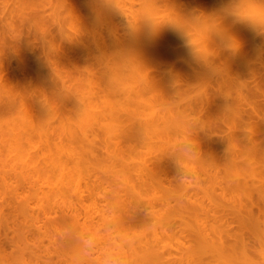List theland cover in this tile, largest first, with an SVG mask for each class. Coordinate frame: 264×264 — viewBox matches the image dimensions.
I'll return each mask as SVG.
<instances>
[{"label": "rangeland", "instance_id": "rangeland-1", "mask_svg": "<svg viewBox=\"0 0 264 264\" xmlns=\"http://www.w3.org/2000/svg\"><path fill=\"white\" fill-rule=\"evenodd\" d=\"M78 1L82 2V3L79 4ZM83 1L84 0H82V1L75 0V2L73 0H64V1L63 0H0V234H1L0 240L3 239L6 235V234L4 235V229H5L4 227H6L5 218H9L10 214H12L13 219H14V223L11 225L14 226L13 227L14 233L19 234L21 231H25V232L28 231L30 233V235H29L30 241L32 240V241L37 242L36 243L37 247L36 246L33 247V250L36 251L35 253H37V255L40 256V258L38 257V259H37L38 261L36 260L37 263L35 261V264H77V263L78 264H85V263L90 264L91 262H92L91 264H121L125 261L124 260L125 258L123 259V257H124V254H122L123 252L118 253V251H117V249L120 251H123V250H121L120 244L118 245L120 236L131 235L132 233H133V235H135L136 233H139V234L145 233L148 236H152V234L156 232L159 235L161 234L163 237L164 236H170V235L172 237V233H174V237H173L174 240H172V239L168 240V242L171 243V249L173 250V251L169 250L170 251L169 254H170L171 260L177 259L178 261L176 262V260H175L176 263H174L173 261H172V263H174V264L180 263L181 264V262L184 260L187 262V264H192L191 261L188 262L185 255L182 256V261H181V257H179L180 254L177 255L179 253V251H177V249H178L177 245L180 242L179 241V235L181 234L183 236V233H180L178 236H176V235L179 233L178 230H180V231L182 230L181 232H184L186 234V235L184 234L185 237H189V236L192 237L193 233H191V232H193L194 231L193 229L196 228V225H195L196 222L193 219L190 220V218H189L190 222L187 223L185 221L184 222L185 225L184 224L181 225L180 226L181 229H180L178 227H179L180 223L182 224V222L178 218L175 219V220H179V221H176L177 224L175 223V225L173 223L174 221L170 222L171 224L173 223L172 225H170L169 223L162 220V222L166 225V227L168 226V229L171 227L170 231H172V233L170 235H167L166 233H169L170 231L168 229H165L166 228L165 226L163 227V225H162L163 223L161 221H158L159 222L158 223L157 221L154 220L156 222L155 226L157 227V229L154 226H151V225L155 224L154 222L151 221V219H152L151 216L153 214H157V215L162 214L164 212V210L166 211V209H164L165 207H163L164 206L163 201H165L166 203L168 202L167 204L169 207L175 206L174 202H175L176 198L174 197V199H173L171 196H169L170 194L165 193L166 192L165 189H166L167 185H168V187H170V186L174 187L175 191H178L179 190L178 188H180V190H182L181 188L182 187L185 188L186 185H188L189 187L191 185L192 187L194 186L196 188V185H194V184H196V182L197 183L199 182L197 184L198 185L197 188L198 187L201 188V191H197V193H198L197 196L200 195L197 198L198 200L196 199L197 200L196 202H198V205L200 204L201 207L203 205L202 208H204V209L206 208V211L209 212L208 209L212 208V206H215L216 201H217V204L219 203L218 199L214 198L216 196L212 190L213 184H212V182H210V180H208V177H207V174L209 173V171L206 174H204V172L202 173L199 170L200 164L198 163V161L196 159H194V157H191V158L186 157L184 154H183V157H181L182 152H181V149L180 150L178 149L180 147V145L178 146V144H179L178 141H180L183 138V135H186L187 140H189L187 144H189L190 147H192L196 144L194 146V148L198 147V146H199L198 148L201 147L202 149L200 148V150H201L200 152H202V154H203L207 150L208 145H206V143L214 144L213 142H215V140H216L214 145H216V147H217L218 156H219V154H220V156H223V154H224L226 156L228 155V157L230 155V157H231L232 155L235 156L236 154L237 155L238 154H240V155L245 154L244 153L245 150L241 151L239 149V147L235 148L234 145L236 143L234 141H232V140L237 141V139L239 137L240 138L238 141H240L242 136H240L238 134H237V137H236V135L231 136L232 132H231V130H229L230 128L228 126H225L222 122L225 119L226 120L229 119V117L224 113V112H226V108H228L229 104H230L229 107H235V105L238 104V103H236L237 97L235 95H238L239 93L242 95H247L248 89H246L245 87L242 88V87H240V85H237L236 83H234V81L231 79V77H232V75H235V71H236L235 67H237V64H239V60L242 59V58L240 59V57H243L244 55L247 56V54H251L250 53V51H251L250 43L252 44V42H254L255 45L256 44L260 45V43H262V42L264 43V34H262V33H264V28H262L261 26H258V25L254 26L253 23H247V24H245L246 27H244L246 31H242L239 33H232L233 35H231V33H229V34H226V36L225 35L222 36V34H221L220 38H219V36L214 37L212 30L214 29L216 24L218 25L220 23L219 20H221V19H219L220 18L219 15L221 16L222 12H224V11L221 12V10L226 9V8L224 9L223 7L227 6V5H225V4H227V2H228V4H229V2H232V3H235V2L233 0H229L225 3L226 0H221L219 3L218 0H202V2H201L202 6L200 4H198L200 6H197L195 1L197 2L198 0H182L184 4H186V2L187 3L189 2L187 6L190 5L189 9H191V11H192V14H191L192 16H190L189 19H187L189 21H186L185 26L182 23L180 24L179 28H181L180 29L181 31L178 30L172 39L173 40L172 41V43H173L172 48L173 49H171L170 54L160 53V55L158 54L159 57H157V56L155 57V59H157V60H153V64L156 61H157L156 65L159 64L155 68L154 72L162 73L164 75H174V77H176V80H178L179 82L177 81L178 83H176V81H175V87L178 88L179 93L173 95L174 97L168 96L166 98V96H165L163 98L162 97L158 98V96H160L159 93L154 92L152 94L151 92H153V91H151L149 94L145 93L146 95L145 94L143 95L144 100H143V97L141 98L143 101L140 100L139 98L134 97L133 101L134 100L136 101V102L134 101V103L138 102V104L133 103L130 109L133 110L134 112H138V111L142 112L141 114L144 116L143 118H149V120H151L153 114H156L158 117L159 115H162L163 113L166 114L167 112L175 110V108L179 109L182 106L181 108L185 107V109L190 110L189 113L191 114V119H193V118L194 119L192 120V122L189 121L185 125L182 124L181 126H183V127H181V129L175 128L177 130H175L173 127L164 128L162 126H158V127H160V128H158L157 126L156 127L151 126V125L146 126V128H143L142 132H140L141 135L139 137H137L133 142H128L126 144L121 145L123 149L118 148L116 145H113L114 146V148L112 147V150H114V151H112L113 161L115 159V163H117L118 165L125 161L124 158L125 159L129 158L132 160L133 158H130V157L137 155L135 151L132 152L133 150H136V148H137L136 151H138L140 154H138L134 158H136V157L138 158L139 155L141 156V158L142 157L143 158L142 159L140 158V160L136 158V160L133 159L134 161H130V163L133 162V164H134V165L130 164L131 167H129L123 163L120 166H118L119 169H118V167L115 169V167L117 165H114V163H113L112 165H114V169L112 171V168H113L112 167L110 172L108 171V169L110 168V166H112L110 164L113 162L112 158L110 160V157L107 156L106 149L104 148V145L102 143L103 142L102 141L103 136H102L101 131H99L100 129H94L93 128L94 129L93 132L95 131L93 133V137H94L93 144H95V145H93L94 146L93 148H95V150L93 151L94 152V154H93L94 158H93V156L90 157L91 156L90 155V156H88V157H90V158H88L89 159L88 161H87V157L85 159L87 161V164L91 162L90 163L91 165L88 164V166H90L89 168H91V167L92 168L85 172V169L86 168L88 169V167L86 165H83V167H82V163L84 161L80 164L82 169L85 168V166H86L85 169H83V170L81 169L82 170L81 172L85 173V174H82V180H80V182H79L80 190L77 191V193L76 192L74 193V189H76V188L79 189V187H76V188L71 187L68 189L65 188V190L63 191L62 188L58 189V187L55 186L58 182L56 181L57 179L55 180L57 183H55V181H53L55 179L54 177H56V172H53L52 171L53 169H50L51 166L47 167L48 169L51 170L50 172L48 170L49 173H47L48 174L47 178H46L45 174L43 173L44 172L43 166L44 165L49 166V164H48L49 162L44 160L45 156H48V154L49 155L53 154V156H55V155H57L58 152L59 153L61 152L60 153L61 156H64V154H66L67 150L76 149L78 147V145L80 146V143L77 141V139L75 137H73L71 139L70 135L68 136V134H65L66 132L65 133L63 132L64 128H69L72 126L73 116L75 115V113H73L75 111V110L73 111V109L75 108V106H74L75 100L74 99L72 100V98L71 99L65 98V96L62 95L63 94L62 89H61L62 87L59 86L61 84L57 83L59 76L57 77V80H56V77L54 78L53 75L54 76L61 75V77L63 78L61 80H65V86L67 85V89H69L68 91L73 92V94L74 93L79 94V93L85 91V94H82L83 98H81V99H83V102L86 103L87 102L86 99L88 97L89 98L88 101H90L92 99V97L86 95L87 90H83V89H87L86 80L88 77H86V76L90 75L89 78H91V75H100L101 73H103V68L96 63L95 59H93V58H95L94 57L95 55L94 56L92 55V53L94 51L93 50H92V52L90 51V49H93V43L95 41H97V39L95 41L92 39L93 34H91V33H94V31L97 30V32L99 31V34H100V30H101L100 28H102V27H100V22L97 21L98 19H94L93 14H95V17H96V13H95L96 11H94V10H97L98 9L97 7H100L99 11H101V12H99L98 10H97V12L99 14L101 13L100 15H102V17L104 18L106 16L105 13H111L113 11L112 9H114V8L117 9L116 5H118V6L120 5L119 10L122 6L124 11L122 10V8L120 11H123L126 14L125 19L123 18L124 16H122L124 13L123 14L121 13L122 17L118 16L119 18H117L115 16L113 19V22H112L114 25V29H116L117 32H119L120 34H121V31H119L118 26L119 25H120V27L123 26L120 29H122L124 27L126 28L127 27L126 24H128L127 21L129 22V20H131L130 19L131 15L128 16L129 18H127L128 20H126L127 13H128V15L129 14L135 15V13L137 15L140 13L139 15L143 16L144 12L147 11V9L144 8V5L142 7L143 2L141 0H118L116 2H115V0H113V1L110 0V2H108V0H106L105 7H107V8H105L103 6L104 0H95V3L93 2L94 7L96 6L94 8V10H93V8L90 9L87 7L88 5H90L89 3L85 4V2L87 0L84 2ZM97 1L100 4L97 3ZM119 1L122 4H119L120 3ZM161 1L162 0H160V3L158 1V4H159L158 11L160 14L164 11L163 9H165L166 11L171 10V13L174 11L172 9H175L174 12L176 13L177 9L179 8V6H178L179 3L177 4L178 1H176V0H167V3L164 2V3H166L165 6L163 5V3H161ZM71 2L72 3L74 2V6L78 7L79 14H80V12L83 13V14L81 13L82 15L80 14L81 16L79 15L80 18L78 17V12H76V10H73L74 12H76L75 16H73V13H74L73 11L71 13V10L74 8V6L72 4H70ZM87 2H92V1L88 0ZM140 2H141V4H140ZM76 3L79 6H77ZM109 3L110 4L114 3V4H111V6H109ZM221 3H225V4L221 5ZM82 4L84 6H81ZM70 5H71V7H70ZM80 6L86 7L87 9L81 8V10L79 11ZM162 6H164L165 8H163ZM171 6L173 7L172 9H171ZM177 6H178V8H177ZM69 7L71 8V10ZM196 7H198V8H196ZM168 8H170V9H168ZM105 9H109V10L107 11ZM115 9H114V11H116ZM219 9H221V10L219 11ZM90 10H92L94 13L92 12L93 13L92 14ZM110 10H112V11H110ZM133 11H135V12H133ZM166 11L164 13H162V15H165V13H167ZM217 11H218V13H217L218 16L215 15V13ZM141 12H142V14H141ZM168 12L170 13V11H168ZM219 12L221 14H219ZM90 14H91V16H90ZM86 15L88 16V18H90V17L91 18L88 19ZM139 15L136 17H139L138 19L141 20V18H143V17H141ZM81 18H83V19L81 20ZM216 18L219 20H217ZM52 19H54V20H52ZM84 19L88 20V22H85ZM115 19L118 21H116ZM101 20H103V19H101ZM231 20H233V18ZM90 21H92V22H90ZM217 21H218V23H216ZM93 22L94 23L96 22V23L93 24ZM103 22L105 24H107L106 21H103ZM234 22H235V18H234ZM212 24L213 25L215 24L214 27H212L213 26ZM93 27H95L96 29L94 30ZM187 27H188V30H187ZM105 28L106 27H104V29ZM89 29H91V31ZM184 29H186V30H184ZM245 32H246V34L242 35V33H245ZM80 33H82V34H80ZM107 33L105 32L106 35H107ZM105 34H104L103 39L106 38ZM206 34H209V35H206ZM215 34H217V33H215ZM94 35H96V34H94ZM241 35L244 36L243 37V38H245L244 40H243ZM240 36H241V38H240ZM94 37L96 38V36H94ZM98 37L97 38L100 40V37H102V36L99 35ZM248 37L251 40H249ZM197 39L200 40V43H194V41H196ZM232 39H235L236 41L239 39V41H238L239 45L242 44L243 46L242 45L239 46L240 48H238V49H240V50H238V49H236L235 51L231 50V53L229 54L226 50H228L230 52L231 48L229 49L228 45L231 43ZM240 39H242V40H240ZM261 40H262V42H259ZM245 41L249 42V43H245ZM81 42L84 44V46H81L82 45ZM86 42H87V44H86ZM75 43L77 44V46ZM219 43H221L223 45V47ZM89 45H90V48H89ZM204 46H206V48H204V49H206L207 51L206 52L200 51V49L203 48ZM76 47L78 49L79 48L80 49L77 50ZM83 47H85V48H83ZM220 47H222V48H220ZM241 49H243L245 51H243ZM83 50H85V51L87 50V51L84 52ZM232 52H235V53H232ZM222 53H223V55H222ZM240 54L243 56H241ZM233 55H235V56H233ZM228 56L230 58L235 57L236 60L239 59L235 65V67H233L234 66L233 61H232L233 58H231V60H230V58ZM86 57L87 58L89 57V58L87 59ZM90 57H92V59ZM216 57H217V59H216ZM161 58H162V60H161ZM86 59L89 62L86 61ZM82 60H84V62L86 64H84ZM236 60H235V62H236ZM181 61H182V63H181ZM91 62H92V64H90ZM166 63H167V65H166ZM188 64L190 65V68H193V69H191L192 70L191 72H190V69L188 71H185V70H187L185 66ZM95 65H96V67H98V69H95L96 68ZM84 66L86 68H89V70L91 69L90 70L91 72L87 73L88 69H87V71H85L86 69L84 70V68H85ZM91 67H94V68H91ZM167 67L170 70L169 69L167 70L166 69ZM52 68L55 70H52ZM152 70H154V69H152ZM164 70L166 71V74H165ZM174 71H176V72H174ZM184 76H185V78H183ZM186 77H188V78L190 77V78L188 79ZM186 79L190 80L191 82L187 81ZM80 81H81V83H79ZM82 85H84V86H82ZM237 87L239 88L240 92L238 91ZM81 88L83 91L81 90ZM235 88H237V89H235ZM233 90H235V91H233ZM219 91L220 92L223 91L222 93L223 94L225 93V94L222 95V94H220ZM183 92H185V93H183ZM150 94H152L153 96ZM149 95H150V97H149ZM155 96H157V98ZM206 96L208 97L207 99H205ZM93 97H94V101L97 102L96 101L97 98L95 96H93ZM153 97H155V98L153 99ZM212 97H215V98H212ZM171 98H172V101H170ZM117 99H119V97ZM190 99H191V101H190ZM201 99H203V100H201ZM234 99H235V101H234ZM148 100H150V101H148ZM157 100H158V102H157ZM215 100L220 107L218 105H216ZM91 101H93V100H91ZM212 101L215 103V105H214V103H211ZM140 102H142V103L140 104ZM208 102H210L211 104ZM166 104H168V105H166ZM227 104H228V106H227ZM136 106H138V107H136ZM146 106L147 107L149 106L152 109H149V107L146 108ZM201 107H202V110L204 108V110H203L204 112L203 111L200 112L199 109H201ZM152 110H154V111H152ZM218 110H219V112H218ZM150 111H152V113H150ZM221 111H222V113H221ZM202 112H203V114H201ZM149 113L152 115L149 116ZM214 117H215V120H214ZM199 118L204 123L201 122L199 120ZM30 121L34 122V124H36V125L42 121H43V123L47 122L50 125L48 126L46 123V125H47L46 128L42 124L43 125L42 128L36 127V129H31L27 126L28 122H30ZM193 121L196 122V124L193 123ZM210 122L213 124H211ZM199 123L200 124L202 123V125L204 124V126L201 128ZM210 125L212 126L211 127L212 129H210V127H209ZM63 126H64V128H61ZM194 126L196 127V129ZM150 127H153V128L150 129ZM197 127H198V129H197ZM216 127H217V129H215ZM73 128L74 127H71V131L75 129V128L74 129ZM161 128L164 129V133L162 132L163 130ZM199 128H201V129L199 130ZM170 129L171 130L173 129V131L171 132ZM202 129L205 132L202 131ZM213 129H215L216 131L213 132ZM61 130H62V132H61ZM66 130L64 129V131H66ZM69 131H70V128H69ZM69 131L67 133H69ZM200 131H201V134L202 133L203 134L201 136L200 135L198 136ZM253 131H254V134H253L254 139H255V136H256V138H258V137L264 138V126H258L256 128H254ZM143 132H145V135ZM157 133L160 135H157ZM207 133H208V135H207ZM230 133H231V135H230ZM259 134H260V136H259ZM98 136L100 138L96 139ZM144 136H145V138L147 136L146 141H148V143L146 141L143 142L142 139H144ZM169 136H171V140H170ZM227 137H228V139H227ZM234 137H235V139H234ZM162 139H163V141H162ZM195 139L200 143V145L198 144V142ZM140 140L142 142H140ZM160 140H161V143L163 145L160 144ZM176 140H178V141L176 142ZM181 141H180V144H181ZM230 141H232V142H230ZM140 143L141 144L144 143V144L140 145ZM145 143L147 144V146ZM61 146H62V148H61ZM134 146H136V147H134ZM149 146H150V148H149ZM146 147H148V148H146ZM204 148H206V149H204ZM119 149L121 150L122 153L124 152L123 153L124 155H122V157L119 156V153H120ZM115 151L117 152L118 155L115 153ZM168 152L169 153L171 152V153L168 154ZM206 152H208V151H206ZM206 152L203 155L206 157V159H208L207 155H209V154ZM234 152H236V153H234ZM62 153H63V155H62ZM165 154L167 155V157ZM115 155H117L119 159H117V157ZM148 155H149V157H148ZM66 159H64V157H63V160H65L64 162L70 168L72 166L71 163H73V162L70 159H68V160H66ZM116 159L118 162L116 161ZM120 159H122L124 161L121 160V162H119ZM129 159H127L126 161L128 162ZM138 160L140 161V165L142 167L143 166L145 167V165H146L145 168H147V171L150 170V168H151L150 165L153 166L154 170H152L153 169L152 168L150 170L151 173L149 172L151 175L145 174L143 176L144 178H141L140 176H142V175L141 174L138 175V173H136V171L139 172V169L141 167L139 165V163L136 162ZM69 161H70V164H69ZM86 161L84 162V164L86 163ZM223 161L224 160H221V163H224ZM127 162H125V163L128 164ZM153 163H156L159 168L156 167L157 165L153 164ZM261 163H262L261 165L264 166V159H262ZM75 167H77V166H75ZM121 167H123L121 172H123V170H124L123 173H125L127 175L128 180H126V178H124L125 174H123V173L122 174L124 176L120 175L119 177H117L120 174V173L118 174L117 171L121 170ZM133 167H135L134 170H133ZM137 167H138V169H136ZM148 167H149V169H148ZM45 168H46V166H45ZM66 168H68V167H66ZM128 168H130V169H128ZM155 168L158 169V170L156 169L157 173H159L158 178L156 177V175H155V177L152 175V173L156 172ZM195 168H198V170L200 171L199 173H201V176L197 172L198 170L197 171L194 170ZM70 169H72V168H70ZM74 169H76V168H74ZM74 169L72 171L75 173ZM105 169H107V172L105 171ZM135 169H136V171H135ZM78 170H80L79 167H78ZM51 172L55 173L54 177H53V174ZM111 172H113V173H111ZM115 172H116V174H114ZM195 172H196V174H194ZM198 174H199V177H198ZM136 175L139 176L140 179L137 178ZM163 175H165V176H163ZM121 176L123 177V179H125L126 184L129 181H131V182H129L131 185L127 186L126 184H123L124 181L122 179H120V178H122ZM58 177L60 178L61 176L58 175ZM58 177H56V178H58ZM146 177L147 178L149 177L150 181L148 179L146 182L145 181ZM196 178L198 180L194 181V180H196ZM64 179L70 180L71 178L65 177ZM143 179H144V182H143ZM156 179L158 180L157 181L158 183L156 182ZM141 180H142V182H141ZM152 180H153V182H152L153 184H150V182ZM229 180H231V179H229ZM58 181H59V179H58ZM163 181L164 182L166 181V182L164 183ZM47 183L50 184L48 186V189L46 188L47 187L46 185H48ZM158 184H161V185H158ZM180 184H182V186H180ZM124 185H126L128 188L123 187ZM133 185H134V188H136L137 193L132 191V190H129V187L130 186L132 187ZM50 186H51V192H53V193L56 192L53 195H51V193L49 191ZM74 186H75V184H74ZM67 187H69V186H67ZM159 187H160V189H157ZM191 188H188V190ZM153 189H156V190L154 191ZM161 189L164 191L163 193H162ZM53 190H55V191H53ZM123 190H125V191H123ZM157 190H158V192L161 191V192H159L160 194L156 193ZM212 193H213L214 197L212 196ZM166 194L168 195L167 197H166ZM202 195H204V197L205 196L206 197L204 198ZM162 196L164 199L162 198ZM165 197H166V199H165ZM170 197H171V200H170ZM208 197L210 198V200L208 199ZM168 199H169V201H168ZM201 201H203V202H201ZM118 203H119V206H118ZM201 203H203V204H201ZM135 204L137 207L135 206ZM108 205H110V207ZM198 205L195 204L193 207H191V209L193 208V210H194L195 209L194 207H197ZM130 208L131 209L133 208L134 211H135V208H137L136 209L137 212L140 210V212H138L137 215L141 216L140 219L143 216V218L146 219V222L147 223L149 222L148 223L149 226L141 224L138 216H137L138 220H136V222H139L140 225L135 222V219H136L135 217H134L135 219L134 218L131 219L130 217H128L129 215L130 216L132 215V212H134ZM175 208H176V206H175ZM198 208L200 209V206ZM125 209L126 210L128 209V212H126ZM253 209H254V206H253ZM124 212H126V213L131 212V214L125 213V215H124ZM191 212H192V210H191ZM221 212L222 211H220V214H218V212L215 213V216H216V217L214 216L215 221L218 218L217 215H219V218L217 220L221 223L223 222L224 219L227 218V221L224 220V222L225 221L227 222V223L225 222V225L228 224L227 228L224 226V224H222V226H224L225 228L224 227L221 228L220 227L221 223H218V221L215 222L212 219L211 213L209 214V215H211L209 217H206L204 215L205 218H202L203 217L202 213L200 214V216L202 218V222L206 225L205 228H206L207 232L212 233V232H214V230H219L220 228H221L220 229L221 231L226 230V231H222L221 233H222V235H224V240H226L225 242L227 243V241H228V243H231V244L234 243L235 240L233 238L235 236L236 237L241 236L242 241L244 243H247L246 249L248 250V254L252 258V260H254L253 258H255L256 261H258L260 264L261 263L263 264L264 260L262 259V255L264 253V239H263L264 237L262 238V235H260L262 232H260V234H259V232L257 230L255 231V229L253 228L254 227L253 223L249 220H246V218H244L246 221L242 218L241 221L239 222L240 219L237 221V220L233 219L231 216H229L230 218L228 216L227 217L225 216L226 218H224L225 214L222 212L224 214V215L222 214L223 215L222 216ZM256 212H257V207L255 206V209H254L255 215L257 214ZM163 214H165V213H163ZM77 217H78V219L75 220ZM149 217H151V218H149ZM220 217H223V219H220ZM99 218L107 219L108 224H109V220H111V219L113 220V222L112 223L110 222L111 224H109V225L107 224V226H104L103 223H104V221L106 222V220L103 219L104 221L101 223V220ZM72 219H73V221L75 220L74 223L76 221L79 222L78 226H76L77 222H76L75 226L73 225L74 223H72V225H71ZM149 219L152 222V224H150ZM187 221H188V218H187ZM210 221H213V222H210ZM247 221L249 222V224L250 223H252V224L249 225ZM178 222H180V223H178ZM208 222H210V224ZM241 222H243V223H241ZM186 223H187V225H186ZM215 223H217V224H215ZM216 225H219L220 228L218 229L217 228L218 226H216ZM184 226H186V227H184ZM187 226H189V227L187 228ZM193 226H195V227H193ZM105 227L106 228L109 227L108 228L109 233ZM183 227H184V230L186 228L187 229L184 231ZM190 227H192L193 229ZM103 228H105V229L103 230ZM77 229H79V230H77ZM190 229L192 231H190ZM211 229H212V231L210 232ZM45 230L47 232H49L50 234H55L56 232H54V231H56V230L57 231L59 230L58 232H62L63 235H64V233L66 234L65 235L66 240H68V241H66L67 247H65V250L67 253L65 252L64 249L63 250L60 249V251H58V252H57L58 249L55 250V247L49 243L47 236H45V233H43V231H45ZM105 230H106L107 234H105ZM165 230H166V232H165ZM253 230L255 231L254 233H253ZM80 232L82 233L81 237H83V236L85 237V238L84 237L81 238L82 241L78 240ZM257 232H258L260 237L258 235H255V234H257ZM175 233H177V234H175ZM7 234H8V236H10L9 233H7ZM103 234L105 237L103 236ZM58 235H56V238H59V237H57ZM60 235H61V233H60ZM107 235H110L108 237V239L106 237ZM133 235H131V236H133ZM181 235H180V238H181ZM112 236H114L115 238H113ZM254 236H255V238H254ZM256 236H257V238H256ZM101 237L104 238L103 241H102L103 238L101 239ZM110 237H112V238H110ZM176 237H178V238H176ZM73 238L74 239L77 238V241H75ZM93 238L97 239V241H99L98 242L99 246H101V249L103 247L104 250L102 249L98 253V250L100 247L98 245H96L97 241L91 240ZM243 238L245 241L243 240ZM70 239H72L74 242L71 241ZM83 239H85L87 242H90V240H91V243H89V244H91V247H89V244ZM105 239H107V240L105 241ZM109 239H110V241H109ZM111 239H113V242H111ZM94 241H95V245H96L95 247L93 246ZM101 241H102V244L100 245ZM75 242H77L78 244L77 243L75 244ZM81 242H82V244H81ZM105 242H109L110 245L108 243H105ZM177 242H178V244H177ZM182 242L184 243L183 240H182ZM71 243H73V246ZM104 243L108 244V245H105ZM87 244H88V246H87ZM103 244L105 246H108V247L105 248V246H103ZM75 246H76V248H75ZM77 246L80 248L85 247L84 249L87 251H85L84 249H78ZM172 246L173 247L177 246V249H175V248L173 249ZM86 247H87V249H86ZM90 248L95 249V250L92 251ZM96 248L98 250H96ZM47 250H49V253ZM81 250L82 251L84 250L85 252L83 253ZM90 250H91L92 254H94V255H92L90 253L91 255L89 254V258H88V256H86V255H88ZM249 250H250V252H249ZM5 251L11 253L10 252L11 250L8 248H6ZM46 251H47V253H46ZM94 251H96V252L93 253ZM115 251L117 252L118 256H117ZM124 251H126V249ZM100 252H102V253L100 254ZM29 253H30V250L23 249L22 246L20 245L19 241H18L17 247L14 249V252H12L10 255H8V253H7L6 254L7 256L6 255L4 256V254L0 255V264H22V262L26 263L28 260H30ZM102 254H103V256H102ZM173 254L176 255L178 258H180L181 262ZM59 256H61L62 261H61V259L58 258ZM90 256H92L93 258ZM97 256L99 258H96ZM86 257H87V260H86ZM120 257H122V258H120ZM173 257H175V258H173ZM63 259L65 261H63ZM89 259H91L92 261ZM206 259L207 258L204 257V263L203 264L208 263V262H209V264H212L210 262L211 260L205 262ZM88 260H89V262H88ZM186 262L185 263L182 262V263L186 264ZM194 262H193V264H195ZM258 262H257V264H259ZM198 263L201 264L202 262L197 261L196 264H198Z\"/></svg>", "mask_w": 264, "mask_h": 264}, {"label": "bare ground", "instance_id": "bare-ground-1", "mask_svg": "<svg viewBox=\"0 0 264 264\" xmlns=\"http://www.w3.org/2000/svg\"><path fill=\"white\" fill-rule=\"evenodd\" d=\"M64 1V0H63ZM75 2V0H73ZM82 1V0H80ZM86 1V0H84ZM83 1V2H84ZM88 1V0H87ZM85 2L86 3H89L90 5H88L87 7L88 8H94V3H95V0H90L92 2ZM113 1V0H112ZM118 1V0H115V2ZM143 3H142V7L144 5V8L147 9L146 12H144L143 16L142 15H139L135 13L136 16H141L143 18H141V20H139L138 18L139 17H136L134 14H129L127 13V16H126V20H128L127 18H129L128 16H130V19L129 22L127 21L128 24L127 27L125 28H122L120 29V25L118 26L119 27V31H121V34L119 32H117L116 29H114V25H113V19L114 17L116 16L117 18L119 17H122L124 16L123 18L125 19V13L123 12V8L122 10L123 11H120L119 10V6H117V9H115L116 11H114V9L110 10L112 11L111 13H105L106 16L103 18L102 15H100L97 10L99 11V8L100 7H97L96 9L97 10H94L96 11V17H95V14H93L94 12L92 10L91 13L94 15V19H98L97 21L100 22V34H99V31L97 32L94 31V33H91L93 34V40L95 41L97 39V41H95L93 43V49H90V51L92 52V50L94 51L92 53V55L95 57L93 59H95L96 63L98 65H100L102 68H103V73H101L100 75H91V78L90 75H87L86 77L87 80H86V87L87 89H83V90H87L86 92V95L88 96H91L93 101H88V97H87V102H83V95L82 94H85V91L81 90L84 92H81V93H74L73 92H70L68 91L69 89H67V85L65 86V80H61L63 79L61 77V75H56L53 77L55 78L56 77V80H57V77H58V81L57 83L58 84H61L59 85L60 87H62V95L65 96V98H69L72 100L74 99L75 100V108L73 109V113H75V115L73 116V121H72V126L71 127H74L73 129L75 130H72L71 131V127L70 128V131H69V128H64L61 127V128H64L65 130L67 129L69 131V133H67L68 131H64L63 129V132L65 134H68V136L70 135L71 136V139L73 137H75L77 139V141L80 143V146L78 145V147L76 149H70V150H67L66 154H64V156H61V152L57 153V155L53 156L52 155H49L48 156H45L44 160L48 161L49 163V166L47 165H44L43 169H44V174L46 176V178L48 177V174L51 170L50 169H53L52 171L53 172H56V177L61 176L60 178H56L54 177L55 176V173L51 172L53 174V177L55 178L53 181H55V183H57L55 186L58 187V189L62 188V190L64 191L65 188L68 189V188H71V187H79L74 189V193L77 191L80 190V186H79V182L80 180H82V174H85V173H82L81 171L83 169L86 168V166L88 167V169L86 168L85 169V172L87 170H90L91 168H89L91 165L90 163L87 164V161L89 160L88 158L92 157L93 154H94V150L95 148H93L95 144H93V140H94V137H93V130L94 129H100L99 131H101L102 133V136H103V145H104V148L106 149V152H107V156L110 157V160L112 158V161H113V153L112 151V147L114 148L113 145H116L118 148H122L121 145L123 144H126L128 142H133L137 137H139L141 135L140 132H142L143 128H146V126H162L164 128H171L173 127L174 129L175 128H180L183 127L181 126L182 124H186L188 123L189 121L192 122V120L194 119H191V114L189 113L190 110L189 109H185L184 108H175V110H172L170 112H167L166 114H162V115H159L157 117L156 114H153L152 116V119L149 120V118H143L144 116L141 114L142 112L138 111V112H134L133 110H131V106L132 104L134 103L133 101V98L136 97V98H139L140 100H142L141 98L143 97V95L146 93V94H149L151 91L152 94L155 92L159 93L160 96H158V98H163L166 96V98L168 96H173L175 94H178L179 91H178V88L175 87V81L176 83H178L179 81L176 80V77H174V75H164L162 73H157V72H154L155 71V68L159 65H156V62L153 64V60H157L155 59V57H159L160 53H164V54H170V51L173 46V43H172V39L174 37V35L176 34V32L178 30H180L181 28H179L180 24H184L185 26V23L186 21H189L187 19H189L190 16H192V11L191 9H189V6L188 3L186 2V4L183 3L182 0H176L178 1L177 4L179 3V8L177 6V11L176 13L174 12L175 9H172L173 7L171 6V9L174 10L172 13H171V10H168L170 11V13L168 11H166L165 9H163L164 11L162 13H164L165 11L167 13H165V15H162V13L160 14L159 11H158V1L160 3V0H141ZM199 1V2H198ZM197 2L195 1V3L197 4V6H200L201 5V2L202 0H198ZM219 3L221 0H218ZM229 1V0H226L225 3ZM235 3H232V2H227V4L225 3H221L222 4H225L227 5L226 7H223L225 10H222L219 9V11L221 10L224 11L222 12V14L219 12V14H221V16L219 15V24L214 25L212 27H214V29L212 30L213 34H214V37L215 36H219L220 38V35L222 34L226 36V34H229L231 33V35H233L232 33H239V32H242V31H246L244 27H246L245 24L247 23H252L250 19L246 18L245 17V13H251L254 9H260V8H264V0H233ZM74 2L70 3L74 6ZM94 2V3H93ZM105 2L106 0H104V7H105ZM108 2H110V0H108ZM114 2V3H115ZM120 2V1H119ZM118 2V3H119ZM138 2V1H137ZM167 3V0L165 1H161V3H163V5L165 6L166 3ZM223 2V1H222ZM79 4H81L82 2H79ZM97 3H99L97 1ZM114 3H111V4H114ZM124 3V2H123ZM139 3V2H138ZM169 3V2H168ZM191 3V2H190ZM77 4V3H76ZM100 4V3H99ZM111 4L109 3V6H111ZM117 4V3H116ZM119 4H122L121 2ZM141 4V2H140ZM200 4V5H198ZM96 5V4H95ZM98 5V4H97ZM218 5V4H217ZM77 6H79L77 4ZM81 6H84L83 4ZM80 6V9L79 11L81 10V8H86V7H81ZM91 6V7H90ZM93 6V7H92ZM99 6V5H98ZM124 6V5H123ZM141 6V5H140ZM139 6V7H140ZM164 6H162L163 8H165ZM174 6V5H173ZM202 6V5H201ZM71 7V5H70ZM69 7V8H70ZM115 7V6H114ZM161 7V8H162ZM219 7V6H218ZM107 8V7H105ZM167 8V7H166ZM194 8V7H193ZM198 8V7H196ZM220 8V7H219ZM21 9V8H20ZM19 9V10H20ZM87 9V8H86ZM170 9V8H168ZM200 9V8H199ZM202 9V8H201ZM71 10V8H70ZM69 10V11H70ZM73 10H76V12H78V7L74 6V8L71 10V13ZM84 10V9H83ZM105 10H109V9H105ZM118 10V11H117ZM127 11V10H126ZM139 11V10H138ZM143 11V10H142ZM74 12V11H73ZM73 13V16H75V13ZM101 12V11H99ZM106 12V11H105ZM115 12V13H114ZM132 12V11H131ZM135 12V11H133ZM20 13V12H19ZM82 12H80L81 14ZM121 13L123 14L121 16ZM138 13V12H137ZM218 11L215 13V15L218 16ZM79 12H78V17H79ZM83 14V13H82ZM81 14V15H82ZM118 14V15H117ZM142 14V12H141ZM198 14V13H197ZM22 15V14H21ZM80 15V16H81ZM133 15V16H132ZM202 15V14H201ZM239 15V16H238ZM87 16V15H86ZM85 16V17H86ZM91 16V14H90ZM119 16V17H118ZM156 16H160L162 17L161 21H160V24L158 27H156L155 29H153L152 27V22L154 20V18ZM37 17V16H36ZM54 17V16H53ZM52 17V18H53ZM56 17V16H55ZM102 17V18H101ZM39 18V17H38ZM74 18V17H73ZM80 18V17H79ZM78 18V19H79ZM88 18V16H87ZM91 18V17H90ZM88 18V19H90ZM233 18V20H231ZM234 18H235V22H234ZM240 18V19H239ZM24 19V18H23ZM83 18H81L82 20ZM103 19V20H101ZM215 19V18H214ZM238 19V20H237ZM54 20V19H52ZM85 20V19H84ZM116 20V19H115ZM213 20V19H212ZM96 21V22H97ZM103 21H106L107 24H105ZM118 21V20H116ZM211 21V20H210ZM234 23H233V22ZM238 21V22H237ZM82 22V21H81ZM85 22H88V20H85ZM92 22V21H90ZM95 22V23H96ZM141 22V23H140ZM80 23V22H79ZM93 22V24H95ZM102 23V24H101ZM190 23V22H189ZM212 23V22H211ZM218 23V21L216 22ZM82 24V23H81ZM91 25V24H90ZM104 25V26H103ZM106 25V26H105ZM125 25V26H126ZM93 26V25H92ZM183 26V25H182ZM211 26V25H210ZM90 27V26H89ZM104 27H106L105 30ZM189 27V26H188ZM188 27H187V30H188ZM179 28V29H178ZM251 28V27H250ZM76 29V28H75ZM93 29L95 30L96 28L93 27ZM104 29V30H103ZM91 31V29H89ZM186 30V29H184ZM79 31V30H78ZM104 33H103V32ZM181 31V30H180ZM215 31V32H214ZM105 32L107 33V35L105 34ZM217 33V34H215ZM82 34V33H80ZM96 34V35H94ZM102 34V35H101ZM104 34H105V39H103L104 37ZM219 34V35H218ZM243 34H246L245 33H242ZM264 34V33H262ZM102 36L100 37V40L98 39L99 37L98 36ZM206 35H209V34H206ZM241 35V36H242ZM96 36V38L94 37ZM240 36V38H241ZM91 37V36H90ZM98 37V38H97ZM211 37V36H210ZM228 37V36H227ZM231 37V36H230ZM244 36H242L243 38ZM233 38V37H232ZM239 38V37H238ZM213 39V38H212ZM245 38H243L244 40ZM249 40H251L249 37H248ZM262 39V38H261ZM99 40V41H98ZM205 40V39H204ZM242 40V39H240ZM215 41V40H214ZM239 41V39L237 40ZM259 42H262L259 41ZM82 43V42H81ZM80 43V44H81ZM245 43H249V42H246ZM263 43V42H262ZM260 43V45H255L254 42H252V44L250 43V53L251 54H247V56H243V57H240L241 60H239V64H237V67H235L236 63L238 62V60L235 59V57H231L233 58V67H235V75H232L231 79L234 81V83H236L237 85H240V87H245L246 89H248V92H247V95H242V94H238V95H235L237 97V102L238 104L235 105V107H229L228 104V108H226V112H224L228 117L229 119H225L222 123L225 125V126H228L232 132V135L230 133L231 136H235L237 137V134L242 136V138L239 140V138L237 139V141L235 140H232L234 141L236 144L234 145V147H239V149L242 151V150H245V154H236L235 156H231L228 155H224L223 156H218V151H217V147L215 144V142H213L214 144L212 143H206L207 146V150L209 155H207V158L202 154V152H200V148L198 147H195L192 146L190 147L188 143L189 140H187L186 138V135H183V138L180 140L181 141V144H180V141L176 140V142L178 141L179 144L178 146L180 145V147L178 148L179 150L181 149V152H182V156L183 157V154L186 156V157H194V159H196L198 161V163L200 164L199 165V170L204 174L209 173L207 174V177H208V180H210V182H212V190H213V193L215 194L216 197H214L213 193H212V196L214 198H217L219 203L217 204V201H216V204L215 206H212V208L208 209L209 212L206 211V208H202L201 205L199 204L198 205V202H196L198 199V197L200 196H197L198 193L197 191H201V188H197V183L194 184L196 185V188L192 187L190 185V187L188 185L185 186V188H181L182 190H180V188H178L179 192L178 191H175V188L174 187H168V185L166 186V189H165V193H168L170 194L169 196H171L173 199L174 197L176 198L175 199V206H171L169 207L168 206V202L166 203L165 201H163L164 203V206L165 207L164 209H166V211L164 210L163 213L165 214H153L151 217V221L154 222L155 224L151 225V226H154L156 229L157 227L155 226L156 225V222L155 221H161L164 220L165 222L169 223L170 225H172L174 223L177 224L176 221H181L182 224L180 222L179 224V227L181 225L184 224V222L186 221L187 223L190 222L189 221V218L190 220L193 219L196 223V228H192L194 231L191 232L193 233L192 234V237L189 236V237H185L184 236V232H181L180 230L179 233H175L177 234L176 236H178L180 233H183V236L181 235V238H180V235H179V244L177 242V246H178V249H177V246L176 247H173V249H177V251H179V253L177 255H179V257H181V261H182V256H186V259L188 260V262H193L196 264L197 261L199 262H202L201 264L204 263V257H206L207 259L205 260V262L211 260L210 262L212 264H257L258 261L255 260V258H253L254 260H252V258L250 257V255L248 254V250L246 249V245L247 243H244L242 241V237L241 236H235L233 239L235 240L234 243H227L225 242L226 240H224V235H222V231H226V230H220L222 227H226L227 228V225H225V222L227 221V216H231L233 219L235 220H239V222L241 221V219L243 218H246V220H249L253 223V228L255 229V231L257 230L260 234V232H262L260 235H262V238L264 237V166L261 165V161L262 159H264V138H256L255 136V139H254V131L253 129L258 127V126H264V43L262 44ZM76 44V43H75ZM87 44V42H86ZM215 44V43H214ZM221 44V43H219ZM222 45V44H221ZM242 45V44H241ZM240 45V46H241ZM249 45V44H248ZM247 45V46H248ZM77 46V44H76ZM81 46H84V44L82 43ZM243 46V45H242ZM218 47V46H217ZM223 47V45H222ZM220 47V48H222ZM77 48V47H76ZM85 48V47H83ZM89 48H90V45H89ZM88 48V49H89ZM203 48H206V46H204ZM214 48V47H213ZM219 48V47H218ZM228 48L230 49V47L228 46ZM240 48V47H239ZM243 48V47H242ZM80 49V48H79ZM77 48V50H79ZM225 49V48H224ZM245 49V48H244ZM221 50V49H220ZM231 50L230 49V52L228 50H226L229 54L231 53ZM240 50V49H238ZM243 50V49H241ZM246 50V49H245ZM243 50V51H245ZM84 52H86L85 50H83ZM249 51V50H248ZM225 52V51H224ZM242 52V51H241ZM211 53V52H210ZM227 53V54H228ZM232 53H235V52H232ZM159 54V55H158ZM217 54V53H216ZM226 54V53H225ZM237 54V53H236ZM235 54V55H236ZM86 55V54H85ZM91 55V54H90ZM220 55V54H219ZM223 55V53H222ZM233 55V56H235ZM87 56V55H86ZM212 56V55H211ZM210 56V57H211ZM238 56V55H237ZM165 57V56H164ZM168 57V56H167ZM207 57V56H206ZM229 57V56H228ZM87 58V57H86ZM89 58V57H88ZM87 58V59H88ZM92 59V57H90ZM172 58V57H171ZM212 58V57H211ZM230 58V57H229ZM230 58V60H231ZM237 58V57H236ZM86 59V61H88ZM213 59V58H212ZM217 59V57H216ZM236 62H235V60ZM162 60V58H161ZM165 60V59H164ZM168 60V59H167ZM171 60V59H170ZM84 64H86L84 62V60H82ZM89 62V61H88ZM172 62V61H171ZM175 62V61H174ZM82 63V64H83ZM159 63V62H158ZM161 63V62H160ZM182 63V61H181ZM186 63V62H185ZM235 63V64H234ZM92 64V62L90 63ZM94 64V63H93ZM203 64V63H202ZM156 65V66H155ZM167 65V63H166ZM165 65V66H166ZM185 65V64H184ZM87 66V65H86ZM169 66V65H168ZM85 67V66H84ZM96 67V65H95ZM154 67V68H153ZM187 70L185 71H188L190 69V72L192 71L191 69L193 68H190V65H186L185 66ZM91 68H94V67H91ZM101 68V69H102ZM86 69V70H85ZM88 69V71H87ZM95 69H98V67H96ZM151 69V70H150ZM154 69V70H152ZM163 69V68H162ZM165 69V68H164ZM167 70L169 69L168 67L166 68ZM52 70H55L52 68ZM85 71H87V73H90L91 69L89 70V68H84ZM170 70V69H169ZM165 71V70H164ZM196 71V70H195ZM95 72V71H94ZM176 72V71H174ZM93 73V72H92ZM96 74V73H95ZM165 74H166V71H165ZM180 74V73H179ZM178 74V75H179ZM194 74V73H193ZM86 75V74H85ZM183 76V75H182ZM181 76V77H182ZM80 77V76H79ZM85 77V76H84ZM185 78V76L183 77ZM188 78V77H186ZM190 78V77H189ZM188 78V79H189ZM76 79V78H75ZM84 79V78H83ZM186 79L187 81L191 82L190 80ZM55 80V81H56ZM79 80V79H78ZM182 80V79H181ZM185 80V79H184ZM64 81V82H63ZM178 81V82H177ZM186 81V82H187ZM221 81V80H220ZM181 82V81H180ZM214 82V81H213ZM81 83V81L79 82ZM85 83V82H84ZM218 83V82H217ZM186 84V83H185ZM235 84V85H236ZM85 85V84H84ZM82 85V86H84ZM215 85V84H214ZM234 85V86H235ZM236 85V86H237ZM69 86V85H68ZM81 86V85H80ZM181 86V85H180ZM233 86V85H232ZM250 86V87H249ZM66 87V88H65ZM70 87V86H69ZM186 87V86H185ZM222 87V86H221ZM239 87V86H238ZM237 87V88H238ZM217 88V87H216ZM235 88V89H237ZM222 89V88H221ZM213 90V89H212ZM185 91V90H184ZM188 91V90H187ZM235 91V90H233ZM238 91H239V88H238ZM237 91V92H238ZM220 92V91H219ZM223 92V91H222ZM222 92H220V94L224 95ZM240 92V91H239ZM185 93V92H183ZM218 93V92H217ZM145 94V95H146ZM150 94V95H152ZM164 94V95H163ZM219 94V93H218ZM149 95V97H150ZM228 95V94H227ZM95 96L97 99L95 102L94 101V97ZM153 96V95H152ZM217 96V95H216ZM226 96V95H225ZM119 97V99H117ZM157 98V96H155ZM153 97V99L155 98ZM174 97V96H173ZM210 97V96H209ZM221 97V96H220ZM235 97V98H236ZM208 97L206 96L205 99H207ZM212 98H215V97H212ZM219 98V97H218ZM99 99V100H98ZM149 99V98H148ZM152 99V98H151ZM210 99V98H209ZM143 100H144V97H143ZM142 100V101H143ZM156 100V99H155ZM203 100V99H201ZM213 100V99H212ZM82 101V102H81ZM139 101V100H138ZM150 101V100H148ZM172 101V98L171 100ZM191 101V99H190ZM210 101V100H209ZM225 101V100H224ZM235 101V99H234ZM136 102V101H135ZM158 102V100H157ZM166 102V101H165ZM188 102V101H187ZM206 102V101H205ZM216 102V100H215ZM142 102H140L141 104ZM153 103V102H152ZM210 103V102H208ZM211 103H214L213 101ZM210 103V104H211ZM229 103V102H228ZM134 104H138L137 103H134ZM139 104V105H140ZM144 104V103H143ZM176 104V103H175ZM182 104V103H181ZM158 105V104H157ZM160 105V104H159ZM168 105V104H166ZM185 105V104H184ZM202 105V104H201ZM215 105V103H214ZM216 105H218V103L216 102ZM233 105V104H232ZM144 106V105H143ZM172 106V105H171ZM177 106V105H176ZM179 106V105H178ZM191 106V105H190ZM219 106V105H218ZM138 107V106H136ZM135 107V108H136ZM142 107V106H141ZM149 107V106H148ZM146 106V108H148ZM192 107V106H191ZM216 107V106H215ZM220 107V106H219ZM145 108V109H146ZM157 108V107H156ZM172 108V107H171ZM144 109V108H143ZM149 109H152L149 107ZM154 109V108H153ZM167 109V108H166ZM193 109V108H192ZM217 109V108H216ZM220 109V108H219ZM147 110V109H146ZM157 110V109H156ZM155 110V111H156ZM189 110V111H188ZM198 110V109H197ZM200 112L204 110H202V107L201 109H199ZM137 111V110H136ZM143 111V110H142ZM154 111V110H152ZM152 111H150V113H152ZM168 111V110H167ZM207 111V110H206ZM225 111V110H224ZM146 112V111H145ZM204 112V111H203ZM203 112L201 114H203ZM219 112V110H218ZM149 113V116H151L152 114ZM199 113V112H198ZM217 113V112H216ZM222 113V111H221ZM213 117V116H212ZM216 117V116H215ZM215 117H214V120H215ZM217 118V117H216ZM220 118V117H219ZM147 119V120H146ZM200 120V118H199ZM219 120V119H218ZM217 120V121H218ZM196 121V120H195ZM201 121V120H200ZM190 122V123H191ZM203 122V121H201ZM220 122V121H219ZM47 123V122H46ZM43 123L42 122H39L37 125L34 124V122L30 121L28 122V127L31 128V129H36L37 128H42V126L44 125L45 128L47 127V125L49 126L50 124L47 123ZM193 123L196 124V122L193 121ZM204 123V122H203ZM207 123V122H206ZM205 123V124H206ZM211 123V122H210ZM43 124V125H42ZM192 124V123H191ZM208 124V123H207ZM213 124V123H211ZM194 125V124H193ZM192 125V126H193ZM200 127L202 128L204 126V124L202 125V123L200 124ZM202 125V126H201ZM196 126V125H195ZM194 126V127H195ZM198 126V125H197ZM217 126V125H216ZM220 126V125H219ZM185 127V126H184ZM210 129H212L211 125L209 126ZM227 127V128H228ZM94 128V129H93ZM149 128V127H148ZM153 127H150V129H152ZM160 128V127H158ZM199 128V130L201 129ZM214 128V127H213ZM226 128V127H225ZM162 129V128H161ZM160 129V130H161ZM196 129V127H195ZM198 129V127H197ZM204 129V128H203ZM202 129V131H204ZM217 129V127L215 128ZM213 129V132H215L216 130ZM159 130V131H160ZM163 133H164V129H162ZM166 130V129H165ZM171 130V129H170ZM169 130V131H170ZM177 130V129H175ZM174 130V131H175ZM47 131V130H46ZM173 131V129L171 130V132ZM181 131V130H180ZM221 131V130H220ZM238 131V132H237ZM62 132V130H61ZM161 132V133H162ZM167 132V131H166ZM183 132V131H182ZM205 132V131H204ZM218 132V131H217ZM144 135H145V132H143ZM142 133V134H143ZM209 133V132H208ZM207 133V135H208ZM97 134V133H96ZM182 134V133H181ZM184 134V133H183ZM203 134V133H202ZM201 134V131L199 132L198 136L202 135ZM157 135H160L157 133ZM172 135V134H171ZM176 136V135H175ZM260 136V134H259ZM170 137V140H171V136ZM177 137V136H176ZM96 138V137H95ZM100 138L99 136L96 138L98 139ZM153 138V137H152ZM173 138V137H172ZM181 138V137H180ZM179 138V139H180ZM201 138V137H200ZM230 138V137H229ZM145 139V140H144ZM144 141L147 140V136L145 138L144 136ZM228 139V137H227ZM235 139V137H234ZM149 140V139H148ZM158 140V139H157ZM169 140V141H170ZM192 140V139H191ZM196 140V139H195ZM100 141V140H99ZM151 141V140H150ZM163 141V139H162ZM197 141V140H196ZM228 141V140H227ZM230 141V142H232ZM95 142V141H94ZM140 142H142L140 140ZM148 143V141H146ZM153 142V141H152ZM165 142V141H164ZM198 142V141H197ZM154 143V142H153ZM169 143V142H168ZM229 143V142H228ZM134 144V143H133ZM144 144V143H143ZM140 143V145H143ZM146 144V143H145ZM156 144V143H155ZM158 144V143H157ZM160 144L161 143V140H160ZM177 144V143H176ZM198 144L200 145V143L198 142ZM233 144V143H232ZM137 145V144H136ZM150 145V144H149ZM152 145V144H151ZM154 145V144H153ZM163 145V144H162ZM202 145V144H201ZM97 146V145H96ZM147 146V144H146ZM124 147V146H123ZM136 147V146H134ZM160 147V146H159ZM162 147V146H161ZM170 147V146H169ZM176 147V146H175ZM205 147V146H204ZM62 148V146H61ZM148 148V147H146ZM150 148V146H149ZM164 148V147H163ZM103 149V148H102ZM116 149V148H115ZM177 149V150H178ZM202 149V148H201ZM206 149V148H204ZM231 149V148H230ZM234 149V148H233ZM238 149V148H237ZM118 150V149H117ZM131 150V149H130ZM137 150V148H136ZM136 150H131L132 152H136V154H140L138 151ZM149 150V149H148ZM169 150V149H168ZM167 150V151H168ZM239 150V151H240ZM120 153H119V156L122 157V155H124L121 150L119 149ZM123 151V150H122ZM128 151V150H127ZM126 151V152H127ZM164 151V150H163ZM170 151V150H169ZM240 151V152H241ZM138 152V153H137ZM165 152V151H164ZM237 152V151H236ZM234 152V153H236ZM115 153L117 154V152L115 151ZM122 153V154H121ZM171 153V152H170ZM168 152V154H170ZM60 154V155H59ZM121 154V155H120ZM59 155V156H58ZM63 155V153H62ZM91 155V156H90ZM118 155V154H117ZM115 155L118 158V156ZM135 155V154H134ZM135 155V156H137ZM150 155V154H149ZM148 155V157H149ZM166 155V154H165ZM90 156V157H88ZM135 156L133 157H130V158H133L134 160H136V158H134ZM173 156V155H172ZM180 156V155H179ZM184 156V157H185ZM63 157L64 159L68 160L70 159L73 163L72 166L69 168V166L66 165V163L64 162L65 160H63ZM87 157V161L85 160ZM147 157V158H148ZM167 157V155H166ZM94 158V156H93ZM108 158V157H107ZM141 156L139 155V157L137 159L140 160ZM143 158V157H142ZM141 158V159H142ZM160 158V157H159ZM158 158V159H159ZM116 159V161H117ZM123 159V158H122ZM119 162H121V160ZM129 159V158H127ZM124 158V162L120 163L119 165L117 163H115V159L112 163H110L111 165L114 163V165H117L115 167V169L120 166L121 164H125L129 167H131L130 164L134 165L133 162L130 163V161H134L133 159H129V161L127 162ZM136 161L139 163L140 165V161ZM168 160V159H167ZM170 160V159H169ZM221 160H224L223 162L224 163H221ZM86 161V163L84 164V162ZM161 161V160H160ZM83 162V163H82ZM110 162V161H109ZM118 162V161H117ZM125 162H127L128 164H126ZM149 162V161H148ZM226 162V163H225ZM68 163V162H67ZM82 163V167L83 165H86L85 168H81L80 164ZM146 163V162H145ZM151 163V162H150ZM161 163V162H160ZM45 164V163H44ZM47 164V163H46ZM69 164H70V161H69ZM68 164V165H69ZM153 164H156V163H153ZM162 164V163H161ZM114 165L110 166V170L108 169V171L110 172L111 171V168H112V171L114 169ZM150 165V164H149ZM148 165V166H149ZM157 165V164H156ZM155 165V166H156ZM46 166V168H45ZM50 169H48L47 167H50ZM77 166V167H75ZM136 166V165H135ZM141 166V165H140ZM139 166V167H140ZM53 167V168H52ZM68 167V168H66ZM76 169H74V168ZM78 167L80 170H78ZM146 167V165H145ZM144 166L140 167L139 169V172L136 171V169H138V167L135 169L136 173L141 174L142 176H140L141 178H144L143 176L145 174H150V170L153 168L152 165H150V170L147 171V168H145ZM158 167V165L156 166ZM122 168L121 167V170L117 171L118 172V176L119 177L120 175L124 176L123 172L122 171ZM135 167H133V170H134ZM159 168V167H158ZM70 169V170H69ZM75 170V173L72 171V170ZM82 169V170H81ZM119 169V167H118ZM125 169V168H124ZM130 169V168H128ZM149 169V167H148ZM157 168H155V171H156ZM49 170V172H48ZM154 170V168L152 169ZM158 170V169H157ZM193 170V169H192ZM194 170H198V168H195ZM193 170V171H194ZM197 171L198 173L200 171ZM105 171L107 172V169H105ZM116 171V170H115ZM129 171V170H128ZM154 171V172H155ZM126 172V171H125ZM150 172V173H149ZM50 173V174H51ZM113 173V172H111ZM123 173V174H122ZM129 173V172H128ZM157 171L155 173H152V175L155 177L158 178V174ZM188 173V172H187ZM47 174V175H46ZM116 174V172L114 173ZM113 174V175H114ZM196 174V172L194 173ZM200 176H201V173H199ZM199 174H198V177H199ZM76 175V176H75ZM131 175V174H130ZM151 175V174H150ZM203 175V174H202ZM121 176V177H122ZM137 176V175H136ZM135 176V177H136ZM147 176V175H146ZM165 176V175H163ZM197 176V175H196ZM195 176V177H196ZM206 176V175H205ZM65 177L67 178H71L70 180H66L64 179ZM139 176H137V178L140 179ZM197 177V178H198ZM206 177V178H207ZM50 178V177H49ZM124 178H126V180H128L127 178V175L125 174ZM196 178V180L194 181H197L198 179ZM228 178V179H227ZM59 179V181H58ZM124 181L123 184H126V181L125 179L120 178ZM149 179V177L147 178L146 177V182L147 180ZM165 179V178H164ZM231 179V180H229ZM122 181V182H123ZM150 181V179H149ZM158 180L156 179V182ZM232 181V182H231ZM128 182V181H127ZM131 182V181H129ZM128 182V183H129ZM142 182V180H141ZM143 182H144V179H143ZM153 180L150 182V184H153L152 183ZM164 182V181H163ZM166 182V181H165ZM164 182V183H165ZM169 182V181H168ZM232 184H231V183ZM49 183V182H48ZM47 183V184H48ZM126 184L127 186L128 185H131L130 183L129 184ZM149 183V182H148ZM158 183V182H157ZM171 183V182H170ZM181 183V182H180ZM75 184V186H74ZM190 184V183H189ZM50 184L46 185L47 189H48V186ZM126 185H124L123 187H126L128 188ZM158 185H161V184H158ZM185 185V184H184ZM52 186V185H51ZM51 186H50V193L51 195L55 194L53 192H51ZM60 186V187H59ZM69 186V187H67ZM150 186V185H149ZM179 186V185H178ZM180 186H182V184H180ZM211 186V185H210ZM131 187V186H130ZM129 187V190H132L134 192L137 193L136 191V188H134V185L130 188ZM145 187V186H144ZM192 187V188H191ZM209 187V186H208ZM64 188V189H63ZM134 188V189H133ZM148 188V187H147ZM152 188V187H151ZM188 188H191L188 190ZM210 188V187H209ZM53 189V188H52ZM78 189V190H77ZM125 189V188H124ZM157 189H160L157 188ZM199 189V190H198ZM73 190V189H72ZM154 191L156 189H153ZM162 190V189H161ZM55 191V190H53ZM125 191V190H123ZM131 191V192H132ZM208 191V190H207ZM133 192V193H134ZM161 192V191H159ZM158 190L156 193H159ZM164 191L162 190V193ZM49 193V194H50ZM58 193V192H57ZM79 193V192H78ZM135 193V194H136ZM160 194V193H159ZM200 194V193H199ZM168 195L166 194V197ZM204 197V195H202ZM201 196V197H202ZM165 197V199H166ZM171 197H170V200H171ZM200 197V198H201ZM206 197V196H205ZM204 197V198H205ZM211 197V196H210ZM163 198V196H162ZM169 198V197H168ZM164 199V198H163ZM172 199V200H173ZM197 199V200H196ZM208 199L210 200V198L208 197ZM215 200V199H214ZM169 201V199H168ZM200 201V200H199ZM203 202V201H201ZM117 204V203H116ZM132 204V203H131ZM195 204H197L198 206L197 207H194L195 209L193 210V208L191 209V207H193ZM203 204V203H201ZM172 205V204H171ZM212 205V204H211ZM110 207V205H108ZM118 206H119V203H118ZM136 206V204H135ZM200 206V209L198 208ZM253 206H254V209H255V206L257 207V214L255 215L254 213V209H253ZM132 207V206H131ZM137 207V206H136ZM131 209V208H130ZM137 208H135V211L134 209L132 208L131 210H133L134 212H132V215L128 216L130 217L131 219L134 218L135 219V222L136 220H138V217L140 219V215H137L138 212H140V210L137 212L136 210ZM173 209V210H172ZM199 209V210H198ZM124 210V209H123ZM126 210V209H125ZM175 210V211H174ZM177 210V211H176ZM192 210V212H191ZM220 211L221 212V215L223 214L224 215V220H226L224 222L221 223L219 222L217 219L219 218V215L218 218L216 219L215 221V213L218 212V214H220ZM256 211V210H255ZM126 212H128V209L126 210ZM124 212V215L125 213ZM137 212V213H136ZM131 214V212H129ZM129 213H126V214H129ZM202 213V218H205L204 215L206 217H209L212 215V219L218 223H221L220 224V227L219 225H216L218 226L217 228L220 230H214V232L212 233H209L207 232L206 228H205V224L202 222V218L200 216V214ZM211 213V215H209ZM152 214V213H151ZM157 215V216H156ZM220 215V216H221ZM222 215V216H223ZM138 216V217H137ZM215 216V217H214ZM226 216V217H225ZM149 217V218H151ZM200 217V218H199ZM74 218V217H73ZM176 218H178L179 220H175ZM187 218H188V221H187ZM230 218V217H229ZM78 217L75 219L77 220ZM101 220V223L106 220V222L104 221V226H107V219H104V218H99ZM98 219V220H99ZM104 219V220H103ZM130 219V220H131ZM174 219V220H173ZM220 219H223V217H220ZM74 220V221H75ZM129 220V219H128ZM144 222H142V221ZM155 220V221H154ZM206 220V219H205ZM245 220V219H244ZM243 220V221H244ZM245 220V221H246ZM73 219H72V222H71V225L72 223H74ZM133 221V220H132ZM141 224H144V225H148V223L146 222V219L142 218L139 220ZM150 221V219H149ZM150 221V224H152V222ZM174 221L172 224L170 222ZM209 221V220H208ZM77 222V224H76ZM73 225L75 226H78L79 222L76 221ZM113 222V220H109V224ZM201 222V223H200ZM210 222H213V221H210ZM210 222H208L210 224ZM248 222V221H247ZM14 223V219H13V215L10 214L9 218H5V224H6V227H4V235L5 237L3 239L0 240V255L1 254H4V256L8 253V255H10L12 252H14V249L17 247V244H18V241L20 243V245L22 246L23 249H28L30 250V253H29V256H30V260H28L26 263H23L22 264H35V261L38 259V257L40 258V256L37 255V253H35L36 251L33 250V247L36 246V241H30V233L28 231H21L19 234L17 233H14V226L11 225ZM106 223V224H105ZM129 223V222H128ZM140 225L139 222H136ZM159 223V222H158ZM163 223V222H162ZM186 223V225H187ZM227 223V222H226ZM243 223V222H241ZM246 223V222H245ZM244 223V224H245ZM250 223V224H252ZM102 224V225H103ZM108 224V225H109ZM115 224V223H114ZM217 224V223H215ZM222 224H224V226H222ZM249 224V222H248ZM249 224V225H250ZM159 225V224H158ZM163 227L166 225L163 223L162 224ZM185 225V224H184ZM192 225V224H191ZM81 226V225H80ZM143 226V225H142ZM149 226V225H148ZM161 226V225H160ZM210 226V225H209ZM213 226V225H212ZM246 226V225H245ZM103 227V226H102ZM162 227V228H163ZM170 227V226H169ZM173 227V226H172ZM186 227V226H184ZM184 227H183V230H184ZM189 226H187L188 228ZM195 227V226H193ZM224 227V228H225ZM78 228V227H77ZM82 228V227H81ZM106 228V227H105ZM103 228V230L105 229ZM109 228V227H108ZM107 229L108 233H109V229ZM159 228V227H158ZM171 228V227H170ZM168 229V226L165 228V229H168L169 231L171 229ZM186 228V229H187ZM216 228V229H217ZM223 228V229H224ZM176 229V228H175ZM181 229V228H180ZM185 229V230H186ZM79 230V229H77ZM82 230V229H81ZM102 230V231H103ZM162 230V229H161ZM167 230V231H168ZM184 230V231H185ZM59 231V230H58ZM57 230L54 231L56 232L55 234H50L49 232H47L46 230L43 231V233H45V236H47L48 238V241L49 243L55 247V250L60 251V249H64L65 250V247H67V242L68 240H66V234L64 233V235L62 234V232H58ZM174 231V230H173ZM190 231H192L190 229ZM189 231V232H190ZM212 231V229L210 230V232ZM253 230V233L255 232ZM9 233L10 236H8L7 233ZM58 232V233H57ZM104 232V231H103ZM166 232V230H165ZM177 232V231H176ZM188 232V231H187ZM255 234V235H258L259 234ZM61 233V235H60ZM172 233V231H170L169 233H166L167 235H170ZM229 233V232H228ZM252 233V234H253ZM59 234V235H58ZM81 232L79 234V238L78 240L82 241L81 238ZM105 234H107L106 230H105ZM135 234V233H134ZM165 234V233H164ZM56 235H58L57 237L59 238H56ZM63 235V236H62ZM84 235V234H83ZM99 235V234H98ZM133 235V233L131 234ZM131 235H122L120 236L119 238V242H118V245L120 244V247H121V250L123 251H120L117 249L118 253L119 252H123L122 254H124V257L123 259L125 260L123 263L121 264H174L176 263L178 260L177 259H173L171 260L170 259V251L169 250H172L171 249V243L168 242V240H174V233H172V237L171 235L170 236H162L161 234L159 235L158 233H153L152 236H148L147 234L145 233H136L135 235L131 236ZM186 235V234H185ZM188 235V234H187ZM239 235V234H238ZM242 235V234H241ZM18 236V237H17ZM78 236V235H77ZM101 236V235H100ZM104 236V234H103ZM110 235H107V239ZM228 236V235H227ZM229 236V237H230ZM68 237V236H67ZM98 237V236H97ZM96 237V238H97ZM105 237V236H104ZM113 238H115L114 236H112ZM110 237V238H112ZM230 237V238H231ZM260 237V236H259ZM0 238H1V234H0ZM85 238V237H84ZM92 238V237H91ZM103 237H101L102 239ZM178 238V237H176ZM175 238V239H176ZM229 238V239H230ZM231 238V239H232ZM245 238V237H244ZM243 238V240H244ZM255 238V236H254ZM257 238V236H256ZM74 239V238H73ZM105 239V241L107 240ZM259 239V238H258ZM264 239V238H263ZM71 241H73L72 239H70ZM69 240V241H70ZM75 241H77V238L74 239ZM85 240V239H83ZM91 240H95L97 241V239H91ZM91 240L90 242H86L89 244L91 243ZM104 240V238L102 239V241ZM177 240V239H176ZM182 240L184 241V243L182 242ZM17 241V242H16ZM89 241V240H88ZM95 241H94V247L96 245L99 246V241L96 242V245H95ZM102 241L100 243V245L102 244ZM110 241V239H109ZM231 241V240H230ZM245 241V240H244ZM74 242V241H73ZM111 242H113V239H111ZM194 242V243H193ZM247 242V241H246ZM31 243V244H30ZM77 242H75L76 244ZM80 243V242H79ZM93 243V242H92ZM105 243H108L109 242H105ZM104 243V244H105ZM72 246H73V243H71ZM78 244V243H77ZM82 244V242H81ZM87 244V246H88ZM105 245H108V244H105ZM193 244V245H192ZM110 245V244H109ZM82 246V245H81ZM37 247V246H36ZM57 247V248H56ZM78 247V246H77ZM84 247V246H83ZM89 247H91V244H89ZM100 247V248H99ZM99 250L96 248V250H98V253L99 251H101L102 249L104 250V248L102 247L101 249V246H99ZM108 247V246H105V248ZM116 247V246H115ZM119 247V246H118ZM6 248L10 249L11 253L9 252H6ZM70 248V247H69ZM72 248V247H71ZM76 248V246H75ZM85 248V247H84ZM84 248H80L78 247V249H84ZM87 249V247H86ZM92 251L95 250V249H92L90 248ZM109 249V248H108ZM116 249V248H115ZM126 249V251H124ZM85 250V249H84ZM82 251L83 253L85 251ZM88 253V258H89V254L92 252ZM48 253H49V250H47ZM46 251V253H47ZM51 251V250H50ZM89 251V250H88ZM173 251V250H172ZM176 251V252H177ZM63 252V251H62ZM66 252V250H65ZM96 251H94L93 253H95ZM116 252V251H115ZM250 252V250H249ZM61 253V252H60ZM64 253V252H63ZM62 253V254H63ZM67 253V252H66ZM81 253V252H80ZM87 253V252H86ZM102 252H100L101 254ZM120 253V254H121ZM58 254V253H57ZM90 254V255H91ZM99 254V255H100ZM106 254V253H105ZM117 254V252H116ZM176 254V253H175ZM84 255V256H85ZM94 255V254H92ZM97 255V254H96ZM95 255V256H96ZM174 255V254H173ZM252 255V254H251ZM264 255V253H263ZM262 255V259L264 260V256ZM7 256V255H6ZM80 256V255H79ZM101 256V255H100ZM103 256V254H102ZM118 256V254H117ZM176 256V255H174ZM92 257V256H90ZM177 257V256H176ZM59 259H61L62 261V258L61 256L58 257ZM93 258V257H92ZM91 258V259H92ZM96 258H99L98 256ZM122 258V257H120ZM175 258V257H173ZM178 258V257H177ZM89 259V260H91ZM122 259V260H123ZM179 261H180V258H178ZM203 259V260H202ZM86 260H87V257H86ZM88 260V262H89ZM176 260V262H175ZM38 261V260H37ZM36 261V263H37ZM63 261H65L63 259ZM83 261V260H82ZM81 261V262H82ZM92 261V260H91ZM172 261L174 263H172ZM180 261V262H181ZM256 263H255V262ZM182 262H186V261H182ZM181 262V264H183ZM85 263V262H84ZM92 263V262H91ZM90 263V264H91ZM259 263V262H258ZM78 264V263H77ZM86 264V263H85ZM180 264V263H178ZM187 264V262H186ZM200 264V263H198ZM205 264H209L208 263H205ZM260 264V263H259ZM262 264V263H261ZM264 264V263H263Z\"/></svg>", "mask_w": 264, "mask_h": 264}, {"label": "clouds", "instance_id": "clouds-1", "mask_svg": "<svg viewBox=\"0 0 264 264\" xmlns=\"http://www.w3.org/2000/svg\"><path fill=\"white\" fill-rule=\"evenodd\" d=\"M245 17L250 19L254 26H261L264 28V8L254 9L251 13H245ZM162 17L156 16L152 22V27L155 29L159 26ZM194 43H200V40L197 39ZM233 51L239 48V42L235 39L231 40V43L228 45ZM200 51L206 52L207 50L201 48ZM210 54V53H209Z\"/></svg>", "mask_w": 264, "mask_h": 264}]
</instances>
